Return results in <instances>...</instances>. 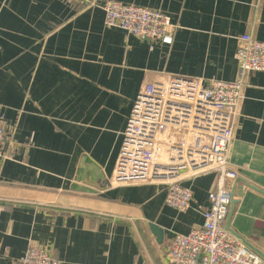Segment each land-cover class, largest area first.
<instances>
[{"label":"crops","instance_id":"obj_1","mask_svg":"<svg viewBox=\"0 0 264 264\" xmlns=\"http://www.w3.org/2000/svg\"><path fill=\"white\" fill-rule=\"evenodd\" d=\"M119 1L169 15L173 44L107 27L97 5L0 0V264H20L31 242L61 264H169L174 234L201 224L209 207L213 172L184 180L194 194L187 212L166 204L163 184L109 181L140 88L171 74L235 80L241 36L264 41V0ZM245 79L226 224L264 258V71Z\"/></svg>","mask_w":264,"mask_h":264},{"label":"built area","instance_id":"obj_2","mask_svg":"<svg viewBox=\"0 0 264 264\" xmlns=\"http://www.w3.org/2000/svg\"><path fill=\"white\" fill-rule=\"evenodd\" d=\"M100 6L107 27H117L141 38L171 45L176 25L164 12L119 0H70ZM236 58L239 76L232 81L166 75L145 83L138 91L123 133L122 147L111 185L159 183L166 186L165 202L187 212L194 202L186 178L218 175L208 194L209 207L201 224L176 233L166 251L169 264H264V258L226 224L235 191L227 178L238 179L228 162L239 107L246 85L245 73L264 71V41L250 33L241 36ZM0 113V171L7 158L8 138ZM20 264H61L49 246L33 243Z\"/></svg>","mask_w":264,"mask_h":264},{"label":"water","instance_id":"obj_3","mask_svg":"<svg viewBox=\"0 0 264 264\" xmlns=\"http://www.w3.org/2000/svg\"><path fill=\"white\" fill-rule=\"evenodd\" d=\"M151 229L153 233L158 236L159 240H161L163 237V231L159 228V226L156 224H151Z\"/></svg>","mask_w":264,"mask_h":264}]
</instances>
